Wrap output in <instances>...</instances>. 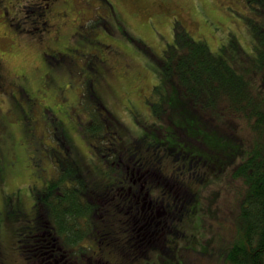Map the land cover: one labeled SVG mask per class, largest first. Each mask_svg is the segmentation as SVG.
<instances>
[{
  "label": "rangeland",
  "instance_id": "1",
  "mask_svg": "<svg viewBox=\"0 0 264 264\" xmlns=\"http://www.w3.org/2000/svg\"><path fill=\"white\" fill-rule=\"evenodd\" d=\"M42 2L0 0V264L40 262V254L25 257L24 240L38 211L31 188L45 185L56 173L52 147L71 152L80 162L85 182L102 196L104 204L110 202L103 190L109 177L103 172L109 150L105 149L102 159L98 157L95 151L100 153L90 145L92 140L83 126L93 113L103 117L100 111L108 113L107 123L118 128L121 141L128 145L122 156L113 146L111 170L123 173L127 163L135 165L136 152L148 166L160 169L149 176L161 181V187H149V194H159V187L170 191L175 199L169 203L173 219L167 225L162 207L147 205L143 195L136 198L141 211L136 235L140 241H150V247L141 245L144 255L135 257L131 239L126 246L129 244V253L135 254L129 259L118 244L102 243L105 231L122 235L131 226L130 213L123 210L117 218L109 207L95 229L88 231L92 240L83 241L80 256L88 255L89 246L99 240L101 247H107L105 254L111 262L99 259L102 264H130L134 259L135 264H234L227 259V251L244 232L238 216L244 185L230 176L213 181L209 174L211 181L203 185L190 180L177 156H165L151 147L147 150L146 143L153 139L148 138L147 124L155 115L146 99L152 108L159 104L158 91L152 89L158 83V64L164 48L173 41L175 25L205 40L213 51L229 37L234 38L245 61L253 53L246 22L253 9L243 0H62L41 16L37 6ZM42 20L48 22L46 29L40 28ZM54 50L70 54L71 70L65 63L55 66L43 57V51ZM89 90L98 94V100ZM92 124L96 126L95 121ZM59 129L64 134L63 147L56 143L61 137ZM240 131L237 134L244 142L251 138L250 128ZM110 137L108 133V147L116 143ZM130 173L139 175L136 167L130 168ZM45 210L47 216L50 212ZM43 224L47 228L38 222L34 231L52 235L54 223L45 219ZM132 234L131 230L127 235ZM55 253L59 257L70 250L59 244ZM71 254L75 256V252ZM47 256L41 259L45 264L53 259V255ZM84 263L89 264L87 259Z\"/></svg>",
  "mask_w": 264,
  "mask_h": 264
},
{
  "label": "trees",
  "instance_id": "2",
  "mask_svg": "<svg viewBox=\"0 0 264 264\" xmlns=\"http://www.w3.org/2000/svg\"><path fill=\"white\" fill-rule=\"evenodd\" d=\"M243 2L253 9L252 16L246 18L253 53L245 61L240 58V47L234 38L229 37L213 51L205 40L193 37L182 25H175L173 41L164 48L163 58L158 64V83L152 89V92L158 91L159 104L152 108L146 99L155 115L153 121L147 124L148 138L153 139L146 143V149L151 147L165 156H177L181 167L190 173V180L203 185L211 181L208 174L214 176L213 181L228 176L241 181L244 191L239 201L238 216L244 232L242 238L228 249L227 259L234 264H264V0ZM85 83L87 88L91 87L89 77ZM87 92L98 100L97 93L91 90ZM80 108L87 110L85 106ZM99 113L103 117L97 118L93 113L83 126L87 138L92 140L90 145L95 146L100 153L95 151L98 157L102 159L105 149L109 150L107 154L110 155L104 158L107 165L104 164L103 168L104 174L107 172L109 177L103 183V190L106 189L109 194L110 202L104 204L102 196L95 194L94 188L85 182L80 162L71 152L52 147L56 163L54 178L43 186L35 184L31 188L38 211L33 218L35 224L27 231L24 240V253L27 254L24 256L28 259L29 255L36 253L43 260L42 256L47 253L48 256L53 255L52 261L47 264H85L84 259L89 264H102L103 260L110 262L105 254L108 243L123 247L124 256L131 259L135 252L130 254L129 244L126 246L131 239L136 249L135 257H143L144 253L139 248L141 245L145 249L149 248L150 241H140V235H136V221L141 220L139 207L138 213H134L133 223L131 218V226L126 231L123 229L126 232L122 234L123 239H116L112 232L105 231L106 240H102L105 246L101 247L99 240H96L89 246V254L80 256L85 247L83 241L92 240V234L88 231L95 229L96 223L101 220L103 212L108 213L109 207H112V213L117 218L120 214L122 217L123 210L128 211V214L136 211L133 209L136 206L129 207L131 203L125 199L128 194L130 200L137 198L132 193L139 192L138 198L143 195L147 205L150 203L149 206L162 207L167 225L173 219L169 203L174 202V197L168 189L160 188L161 181H154L153 176H149L160 169L148 166L149 162L136 152L135 165L134 162L131 165L127 163L128 168L123 173L111 170V159L115 155L111 149L116 147L122 156L125 152L123 148L126 149L128 145L121 141L118 128L107 123L108 113ZM94 121L95 127L92 124ZM245 127L250 128L252 134L246 142L237 134ZM59 133L61 137H57L56 143L63 147L66 144L64 134L60 129ZM108 133L116 139V143L111 142L112 146L109 147L110 139H106ZM135 167L139 173L137 177L129 174V169ZM150 183L160 186L159 194H149L147 187ZM142 187L146 188L145 192L141 191ZM183 201L185 203L187 200ZM45 209L50 212L47 216ZM45 219L54 223V233L50 236L48 231L43 234L34 231L38 228V222L41 227L47 228L43 224ZM131 230L133 234L128 236ZM59 244L68 247L70 253L57 257L55 252ZM71 252H75V256ZM37 259L40 260L39 264L46 263ZM37 259L33 258L34 262ZM119 264H128V261Z\"/></svg>",
  "mask_w": 264,
  "mask_h": 264
},
{
  "label": "flooded vegetation",
  "instance_id": "3",
  "mask_svg": "<svg viewBox=\"0 0 264 264\" xmlns=\"http://www.w3.org/2000/svg\"><path fill=\"white\" fill-rule=\"evenodd\" d=\"M43 2H42V4H40L39 6H37L38 8H40L41 9V11H39V15H41V16H43L49 9H50V7L52 6V4L54 5V4H56V3H59V2H61L62 0H42ZM49 12V11H48ZM6 14H7V11L5 12ZM47 14V13H46ZM45 14V15H46ZM40 24H41V26H40V28L41 29H46L47 27H46V24H48V22H46V20H42L41 22H40ZM35 28H38V27H35ZM23 32H24V30H23ZM42 55H43V57L44 56H46L47 58H48V60H49V62L51 61V62H53L52 64H54L55 66H56V64H58V63H65L67 66H68V70H71V68H70V63H71V59L70 58H68L69 57V53H67V52H60V51H55L54 50V52H52V53H45L44 51L42 52ZM58 62V63H57ZM56 63V64H55ZM58 66V65H57ZM94 67V66H93ZM93 69V68H92ZM53 77V76H52ZM31 105V104H30ZM33 106V105H32ZM54 119V118H53ZM52 120V119H51ZM136 157V156H135ZM136 163V162H135ZM105 168V167H104ZM49 182V181H48ZM47 182V183H48ZM46 183V184H47ZM151 185H149V187H154L155 185H153L152 183H150ZM149 187H147V188H149ZM128 194V193H127ZM133 194V196H135V197H139L140 196V193L139 192H137V194H135V193H132ZM129 195V194H128ZM128 195H126V200L127 201H129V203H131L130 205H129V207H131V205H134V206H136V208H133V209H135L136 211H134V212H131V218H132V223H133V217H135L136 216V214H134V213H138V205H137V202H136V198H131L130 200H129V198H127V196ZM149 205H150V203H149ZM128 212V211H127ZM135 220L136 219H134V223H135ZM129 222L131 223V221L129 220ZM134 230H135V228H134ZM112 234H115V235H118L119 236V238L120 239H123V237H122V235H119V234H116V233H112ZM118 238V237H117ZM116 238V239H117ZM134 238H136V236H134ZM136 262H135V259L134 260H132V263H130V264H135Z\"/></svg>",
  "mask_w": 264,
  "mask_h": 264
}]
</instances>
